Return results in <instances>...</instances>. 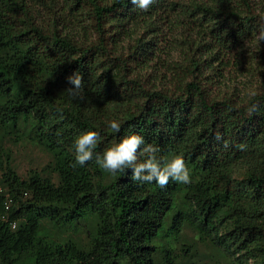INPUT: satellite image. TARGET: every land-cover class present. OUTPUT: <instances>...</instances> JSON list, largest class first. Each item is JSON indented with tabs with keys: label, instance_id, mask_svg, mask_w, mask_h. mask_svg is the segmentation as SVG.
Wrapping results in <instances>:
<instances>
[{
	"label": "trees",
	"instance_id": "obj_1",
	"mask_svg": "<svg viewBox=\"0 0 264 264\" xmlns=\"http://www.w3.org/2000/svg\"><path fill=\"white\" fill-rule=\"evenodd\" d=\"M262 29L264 0H0V264H176L165 231L186 223L264 264ZM75 72L83 98L65 91ZM89 130L93 159L73 168ZM21 134L51 153L49 173L17 172L2 141ZM130 134L162 162L181 155L191 183L101 169ZM88 212L87 243L44 222L63 232Z\"/></svg>",
	"mask_w": 264,
	"mask_h": 264
},
{
	"label": "clouds",
	"instance_id": "obj_2",
	"mask_svg": "<svg viewBox=\"0 0 264 264\" xmlns=\"http://www.w3.org/2000/svg\"><path fill=\"white\" fill-rule=\"evenodd\" d=\"M130 2L143 11H147L155 0H130ZM258 40H264V29L260 31ZM73 86L66 89L71 96L82 97L83 78L79 72L67 77ZM107 127L115 133L120 132L121 125L116 121H109ZM219 139V136L217 137ZM99 133L86 131L75 138V162L72 167L83 166L93 159L94 149L97 147ZM144 145L143 148L141 146ZM159 149L151 144H145L144 138L137 134H130L106 147L104 151L96 155L95 163L106 172L116 175L125 169L132 170V179L155 183L160 188L168 186L170 180L189 184L191 183L190 172L181 155H174L166 161L158 158ZM139 153V155H138Z\"/></svg>",
	"mask_w": 264,
	"mask_h": 264
},
{
	"label": "rangeland",
	"instance_id": "obj_3",
	"mask_svg": "<svg viewBox=\"0 0 264 264\" xmlns=\"http://www.w3.org/2000/svg\"><path fill=\"white\" fill-rule=\"evenodd\" d=\"M183 32L186 31L180 28L176 34ZM163 56L165 57V55ZM2 145L10 152L13 166L23 177H26L34 169L43 170L45 174L50 172L48 164L52 160L51 153L43 146L33 143L23 134L19 135V138L16 136L6 137L2 141ZM53 176L57 180V175L53 174ZM236 176L240 180L244 178L246 176L245 168L240 166ZM44 222L54 235L87 243L89 231L96 228L97 215L94 212H88L75 228L63 232L59 231L60 229L56 230L46 220ZM164 238L171 240L175 245L174 252L178 254L176 264H255V257L252 252L241 247L235 248V246L228 249L209 237L201 238L198 231L188 223L184 224L182 231L177 236L166 229Z\"/></svg>",
	"mask_w": 264,
	"mask_h": 264
}]
</instances>
